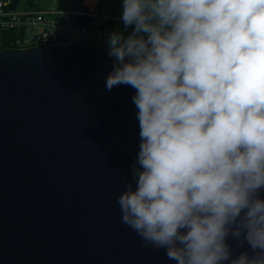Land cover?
Here are the masks:
<instances>
[{"label": "clouds", "instance_id": "1", "mask_svg": "<svg viewBox=\"0 0 264 264\" xmlns=\"http://www.w3.org/2000/svg\"><path fill=\"white\" fill-rule=\"evenodd\" d=\"M121 19L105 88L136 90L140 125L121 222L175 264H264V0H123Z\"/></svg>", "mask_w": 264, "mask_h": 264}, {"label": "water", "instance_id": "2", "mask_svg": "<svg viewBox=\"0 0 264 264\" xmlns=\"http://www.w3.org/2000/svg\"><path fill=\"white\" fill-rule=\"evenodd\" d=\"M108 50L0 49V264H175L121 222L140 125L136 90L105 88Z\"/></svg>", "mask_w": 264, "mask_h": 264}, {"label": "built area", "instance_id": "3", "mask_svg": "<svg viewBox=\"0 0 264 264\" xmlns=\"http://www.w3.org/2000/svg\"><path fill=\"white\" fill-rule=\"evenodd\" d=\"M10 0H0V27L1 28H28L32 29L24 41L18 39L21 45L33 43H63V42H93L107 44V36L119 31L126 33L121 19L122 12L109 16L99 13L96 9L83 8L75 11L67 9L25 8L23 10L8 9ZM24 48V47H22Z\"/></svg>", "mask_w": 264, "mask_h": 264}, {"label": "rangeland", "instance_id": "4", "mask_svg": "<svg viewBox=\"0 0 264 264\" xmlns=\"http://www.w3.org/2000/svg\"><path fill=\"white\" fill-rule=\"evenodd\" d=\"M29 0H20L18 8L19 10H23L27 8ZM34 5L40 6V8L44 7L47 11L49 8L51 9H67V10H75L81 7H88L90 9H96L98 5H101L99 13H112L113 11H123V0H32ZM55 7V8H54ZM29 36L31 37L32 29L28 28ZM132 31V28L127 29L124 34L127 36Z\"/></svg>", "mask_w": 264, "mask_h": 264}, {"label": "trees", "instance_id": "5", "mask_svg": "<svg viewBox=\"0 0 264 264\" xmlns=\"http://www.w3.org/2000/svg\"><path fill=\"white\" fill-rule=\"evenodd\" d=\"M20 0H10V3H8V9L12 8V9H17ZM28 5H30V7L27 8H32V9H36L38 8L36 6V8L33 7L34 3H32V0H29ZM28 35L27 29L25 28H11V29H7V28H1L0 27V49L2 48H16V47H27V46H31L33 43L30 44H25V45H21L20 43L16 42L18 41V39H20V41H24L25 37Z\"/></svg>", "mask_w": 264, "mask_h": 264}, {"label": "crops", "instance_id": "6", "mask_svg": "<svg viewBox=\"0 0 264 264\" xmlns=\"http://www.w3.org/2000/svg\"><path fill=\"white\" fill-rule=\"evenodd\" d=\"M36 6L38 8H40V6H38L37 4L36 5H33L34 8H36ZM27 7H30V5H28ZM42 8H44V7H42ZM83 8L87 9L88 7L87 8L86 7H83ZM96 8L98 9V11H100L101 5H98ZM49 9H51V8H49ZM77 9H79V8H77ZM77 9H75V10H77ZM75 10H72V11H75ZM120 12H123V11L119 10V11H113L112 13H105V14L106 15H109V16H113V15L119 14Z\"/></svg>", "mask_w": 264, "mask_h": 264}]
</instances>
